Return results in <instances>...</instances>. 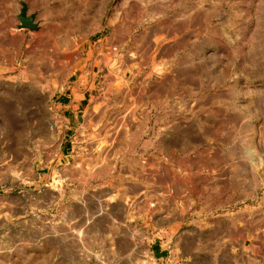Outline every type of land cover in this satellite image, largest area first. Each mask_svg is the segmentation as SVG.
Wrapping results in <instances>:
<instances>
[{"label": "rangeland", "instance_id": "obj_1", "mask_svg": "<svg viewBox=\"0 0 264 264\" xmlns=\"http://www.w3.org/2000/svg\"><path fill=\"white\" fill-rule=\"evenodd\" d=\"M208 224L264 262V0H0V264Z\"/></svg>", "mask_w": 264, "mask_h": 264}, {"label": "crops", "instance_id": "obj_2", "mask_svg": "<svg viewBox=\"0 0 264 264\" xmlns=\"http://www.w3.org/2000/svg\"><path fill=\"white\" fill-rule=\"evenodd\" d=\"M259 254L208 224L155 241L140 264H264Z\"/></svg>", "mask_w": 264, "mask_h": 264}, {"label": "water", "instance_id": "obj_3", "mask_svg": "<svg viewBox=\"0 0 264 264\" xmlns=\"http://www.w3.org/2000/svg\"><path fill=\"white\" fill-rule=\"evenodd\" d=\"M25 15H26L25 11H23L22 15H21V21H22L23 26L24 27H29L31 29L35 28V26L32 23V19H30V20L25 19Z\"/></svg>", "mask_w": 264, "mask_h": 264}]
</instances>
